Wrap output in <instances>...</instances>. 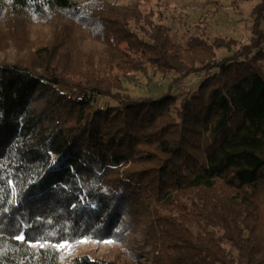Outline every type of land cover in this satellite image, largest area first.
I'll list each match as a JSON object with an SVG mask.
<instances>
[{
    "label": "trees",
    "instance_id": "16d2710c",
    "mask_svg": "<svg viewBox=\"0 0 264 264\" xmlns=\"http://www.w3.org/2000/svg\"><path fill=\"white\" fill-rule=\"evenodd\" d=\"M254 1L239 44L179 41L140 0H0V264H264ZM150 67L173 74L168 91L121 94ZM197 73L177 100L171 88ZM95 96L117 104L94 107ZM81 240L112 250L62 259L57 245Z\"/></svg>",
    "mask_w": 264,
    "mask_h": 264
},
{
    "label": "rangeland",
    "instance_id": "374dc122",
    "mask_svg": "<svg viewBox=\"0 0 264 264\" xmlns=\"http://www.w3.org/2000/svg\"><path fill=\"white\" fill-rule=\"evenodd\" d=\"M133 0H122L131 2ZM143 10H154L156 19L166 24L172 33L176 34L179 41H183L190 34H197L208 39L225 37L236 40L239 44L247 43L250 28V9L255 3L244 1L234 6L233 0H189L186 3H167L161 0H140ZM264 24V22H263ZM89 44L90 42L87 41ZM225 49H220L216 56L231 55ZM173 74L162 75L150 67L146 74H134L133 79H123L125 90L122 95L138 99L142 97L156 98L168 91ZM204 73L187 75L171 88L172 94L179 100L186 91L196 90ZM117 104L111 98L95 96L94 107H104ZM131 238L140 242L138 232H133ZM81 241H87L86 243ZM64 247L62 259L72 258L78 254L87 253L91 258H104L112 250L111 243L94 240H81ZM129 258V257H128ZM132 264H138L133 262Z\"/></svg>",
    "mask_w": 264,
    "mask_h": 264
},
{
    "label": "snow or ice",
    "instance_id": "6c2138e0",
    "mask_svg": "<svg viewBox=\"0 0 264 264\" xmlns=\"http://www.w3.org/2000/svg\"><path fill=\"white\" fill-rule=\"evenodd\" d=\"M16 238L19 239V240H21V241H24L26 237L24 235H19ZM81 242L86 243L87 241H81ZM107 242L108 243H112V241H107ZM40 247H44V245L41 244ZM57 247L64 248V247H67V245L66 244H59V245H57Z\"/></svg>",
    "mask_w": 264,
    "mask_h": 264
},
{
    "label": "built area",
    "instance_id": "2783aa9c",
    "mask_svg": "<svg viewBox=\"0 0 264 264\" xmlns=\"http://www.w3.org/2000/svg\"><path fill=\"white\" fill-rule=\"evenodd\" d=\"M52 158H53V160H54V159H55V155L52 154Z\"/></svg>",
    "mask_w": 264,
    "mask_h": 264
}]
</instances>
